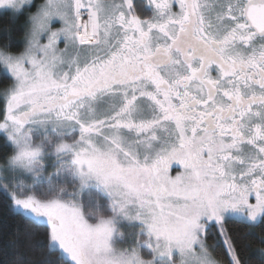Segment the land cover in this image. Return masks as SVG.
<instances>
[{"label": "snow or ice", "instance_id": "obj_1", "mask_svg": "<svg viewBox=\"0 0 264 264\" xmlns=\"http://www.w3.org/2000/svg\"><path fill=\"white\" fill-rule=\"evenodd\" d=\"M177 2L173 13L171 0H158L142 20L132 0H73L75 47L11 65L19 87L0 128L10 125L24 145L15 161L31 163L40 150L25 123L39 114L76 121L80 139L59 147L72 149L82 175L103 183L120 212L147 224L157 250H193L214 224L230 264H241L224 222L264 218V0ZM58 40L53 33L47 48ZM105 97L111 103L98 112L94 102ZM173 162L184 168L175 177ZM12 201L46 221L73 264H152L114 253L111 219L93 225L55 199Z\"/></svg>", "mask_w": 264, "mask_h": 264}, {"label": "rangeland", "instance_id": "obj_2", "mask_svg": "<svg viewBox=\"0 0 264 264\" xmlns=\"http://www.w3.org/2000/svg\"><path fill=\"white\" fill-rule=\"evenodd\" d=\"M9 9L11 8L8 6L0 7V11ZM59 22V19H53L52 27H59ZM46 38L47 34H44L42 39L46 40ZM62 38H59L58 43ZM63 70L66 71L67 68L63 66ZM7 72L10 74L8 70ZM5 103L4 113L0 115V123L4 122L7 115V101ZM110 103L109 98L105 97L103 107L106 108ZM10 132H12L10 125L0 128V134L7 137L14 146L13 153L17 154L19 145L10 137ZM22 132L27 134L26 139L30 146L39 148L40 151L31 163L8 162L4 166L0 165V177L4 181L0 185L11 198L13 195L19 198L31 195L43 200H59L70 207H78L84 218L93 225L99 223L101 219H111L113 234L109 243L113 248L123 249L134 246L138 249L140 257L150 260L152 264H175L180 255L179 250L173 248L170 254L157 250V240L149 234L147 224L141 219L133 218L134 213L131 211L127 216L120 212L113 194L103 183L94 175H82L80 167L75 163L72 149L59 147L62 144L74 145L80 139V125H72L64 119L56 118L53 114H39L25 123ZM13 135L18 134L13 132ZM172 165L170 176L175 177L184 171L183 166L178 162H173ZM129 207L132 209L134 206ZM15 208L38 222L46 223L43 218L25 212L21 207L15 206ZM245 218L249 222H255ZM261 219L263 218H258L256 221ZM160 241L162 243L163 238H160ZM51 243L54 248H58L52 241ZM59 251L70 264H73L69 256L60 249Z\"/></svg>", "mask_w": 264, "mask_h": 264}, {"label": "trees", "instance_id": "obj_3", "mask_svg": "<svg viewBox=\"0 0 264 264\" xmlns=\"http://www.w3.org/2000/svg\"><path fill=\"white\" fill-rule=\"evenodd\" d=\"M35 2L38 0H34ZM35 6L31 7L30 11L35 10ZM27 13L24 11L14 14L11 9L0 11V42L10 39L13 50L19 51L23 48L25 42L21 37L25 30ZM12 80L11 74L4 70V67H0V86L7 85ZM5 101L0 97L1 116L4 113ZM13 152L12 143L4 134H0V165L8 164L7 158ZM2 183L4 181L0 177V184ZM225 224L241 264H264V224L250 225L236 219L228 220ZM207 243L213 245L223 264H230V257L217 232L211 236L209 234ZM0 264H70L59 249L52 246L49 226L16 210L12 198L1 185Z\"/></svg>", "mask_w": 264, "mask_h": 264}, {"label": "clouds", "instance_id": "obj_4", "mask_svg": "<svg viewBox=\"0 0 264 264\" xmlns=\"http://www.w3.org/2000/svg\"><path fill=\"white\" fill-rule=\"evenodd\" d=\"M32 3L33 0H6L5 3L0 4V7L8 6L14 14H19L26 6L30 7ZM54 18H58L61 21L59 27H52ZM65 29H68L71 35H68ZM77 30L73 12V0H38L35 10L28 12L26 16L25 30L21 37L25 42L23 48L19 51L13 50L10 39L0 42V67L6 68L13 77L11 83L0 86V97L7 101L19 87V80L10 70L12 64L23 63L28 67L32 58L39 59L46 55L63 56L66 45L70 49L75 47V32ZM53 33L57 34L58 39L63 37L65 41L63 48L58 46L55 50L47 48L48 40ZM44 34H47L46 40L42 39ZM23 146L21 144L19 148ZM15 156V153L8 156L9 163H17ZM112 249L117 256H122L125 259L135 255L142 261H150L142 259L138 249L134 246L123 249L112 247ZM175 264H223V260L215 253L213 245L204 240L202 245H197L193 250L180 253Z\"/></svg>", "mask_w": 264, "mask_h": 264}, {"label": "flooded vegetation", "instance_id": "obj_5", "mask_svg": "<svg viewBox=\"0 0 264 264\" xmlns=\"http://www.w3.org/2000/svg\"><path fill=\"white\" fill-rule=\"evenodd\" d=\"M117 2H120V0H117ZM155 2H158V0H154V2H150V0H132V9L135 13V15H137L138 17H140L142 20H150L153 18V16L157 13V9L155 8L154 6V3ZM208 3H212L213 0H207ZM38 2H35L33 1L32 5L30 7H25V9L23 11H21L20 13H24V11H27V12H30V9L31 7L37 5ZM36 7V6H35ZM34 7V8H35ZM33 9V8H32ZM82 11H85L87 12L86 10H82ZM171 11L173 13H178L180 11V8H179V4L177 2V0H171ZM19 13V14H20ZM54 19H58V18H54ZM61 24V21L59 22ZM55 25H58V23H55ZM64 39H60L59 43H58V47L60 48H63L64 47ZM65 67L67 68V66L65 65ZM212 74L213 75H216V69H215V66H212ZM104 103H105V98H103L102 100H99V101H96L94 102V106L96 107L97 111H100V109H104ZM101 105V106H100ZM100 106V107H99ZM54 115V114H53ZM55 116V115H54ZM56 117V116H55ZM57 118V117H56ZM66 122H70L72 125L75 124V125H79V123H77L76 121L74 120H66ZM173 165L170 166L169 168V174L171 173L170 170H172ZM250 203H255V199L254 197L250 199ZM246 216L243 215V214H229L226 216L225 218V222L228 221V220H231V219H236L238 221H241V222H246V223H249L250 225H253V224H264V218L259 220V221H255V222H249L246 220L245 218ZM224 222V223H225ZM226 226V224H225ZM227 229V227H226ZM210 231V232H208ZM218 233L219 234V231L217 229V226L214 225V224H209V227L206 231V240L210 234L213 235L215 233ZM264 253V250L263 252Z\"/></svg>", "mask_w": 264, "mask_h": 264}, {"label": "bare ground", "instance_id": "obj_6", "mask_svg": "<svg viewBox=\"0 0 264 264\" xmlns=\"http://www.w3.org/2000/svg\"><path fill=\"white\" fill-rule=\"evenodd\" d=\"M81 22H86L87 21V12L82 11V15H81Z\"/></svg>", "mask_w": 264, "mask_h": 264}]
</instances>
